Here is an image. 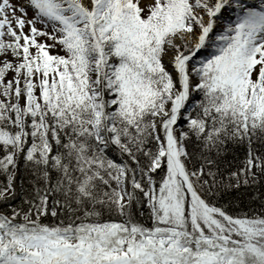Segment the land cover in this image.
<instances>
[{"label": "snow or ice", "instance_id": "obj_1", "mask_svg": "<svg viewBox=\"0 0 264 264\" xmlns=\"http://www.w3.org/2000/svg\"><path fill=\"white\" fill-rule=\"evenodd\" d=\"M0 264H264V0H0Z\"/></svg>", "mask_w": 264, "mask_h": 264}]
</instances>
